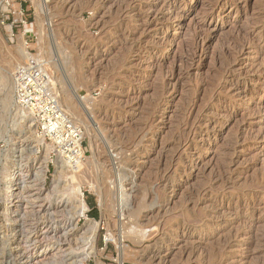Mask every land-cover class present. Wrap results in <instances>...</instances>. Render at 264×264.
I'll list each match as a JSON object with an SVG mask.
<instances>
[{
  "label": "rangeland",
  "instance_id": "374dc122",
  "mask_svg": "<svg viewBox=\"0 0 264 264\" xmlns=\"http://www.w3.org/2000/svg\"><path fill=\"white\" fill-rule=\"evenodd\" d=\"M47 8L39 43L33 0H0V264H77L90 248L83 264H264V0H47ZM22 34L32 55L44 48L52 83L70 96L84 160L72 182L70 165L55 163L21 124L13 227L1 175L20 124L4 98L23 63L14 51ZM71 185L83 212L67 197Z\"/></svg>",
  "mask_w": 264,
  "mask_h": 264
},
{
  "label": "built area",
  "instance_id": "2783aa9c",
  "mask_svg": "<svg viewBox=\"0 0 264 264\" xmlns=\"http://www.w3.org/2000/svg\"><path fill=\"white\" fill-rule=\"evenodd\" d=\"M12 27L13 24L8 27L6 33L10 42L14 40ZM28 53L31 54L29 51ZM8 77L5 107L12 120L20 126L18 129L15 127L12 132L14 137L9 140L10 153L14 156L6 166L11 169L8 170L7 181L2 184L1 190L4 188L7 191V199L13 201L14 192L18 189L21 191L23 184L24 169L20 159L16 157L17 146L14 142L15 136L22 134L21 128L25 130L21 124H27V127L34 131L37 140L49 146L55 155V163L62 160L67 166L75 165L76 161L80 160V150L83 156V149L81 129L72 123V119L63 109L45 64L33 60L24 62L16 66ZM19 216H7L13 227L17 225Z\"/></svg>",
  "mask_w": 264,
  "mask_h": 264
},
{
  "label": "bare ground",
  "instance_id": "6f19581e",
  "mask_svg": "<svg viewBox=\"0 0 264 264\" xmlns=\"http://www.w3.org/2000/svg\"><path fill=\"white\" fill-rule=\"evenodd\" d=\"M34 2V5H35V9H36V12H37V15H36V24L37 26L39 27V43L41 42H44V37H45V34L46 32L45 31H48V28H46L45 26H47V22H49L50 20V14H49V8H47V0H33ZM114 3V2H113ZM112 3V4H113ZM109 5V4H108ZM98 6V5H97ZM70 7V6H69ZM112 7V5H111ZM105 8V7H103ZM109 8V7H108ZM101 9V8H100ZM107 9V8H106ZM105 9V10H106ZM104 10V11H105ZM96 12V11H95ZM109 12V11H108ZM105 14V13H104ZM45 24V26L43 25ZM49 25V24H48ZM43 50L44 48L42 46H38V54L37 55H31L28 53L27 51V48H26V44L24 42V39H23V34L18 38V41H17V46L16 48L14 49L15 53L17 55H19L21 57V59L23 60V63L24 62H27V61H30V60H33V61H37V62H42V61H46V60H43L42 58V53H43ZM73 55V54H72ZM81 58V56H80ZM80 61V60H79ZM49 63V61H47ZM44 64V63H43ZM73 64V63H72ZM67 65V64H66ZM65 65V66H66ZM79 66V65H78ZM78 66L76 68H78ZM80 70V69H79ZM78 71V70H77ZM6 78V77H5ZM7 79V78H6ZM5 80V79H4ZM52 82V81H51ZM54 82L57 83V89L55 88L57 94L59 95V99H60V103L63 107V109L65 110V112L69 115V117L71 116L70 113H68L70 110H72V106L73 104L71 103L70 101V96L68 95V92L66 90H63L62 89V86H59L61 83L58 81V79L54 78ZM7 83V82H6ZM8 83H9V80H8ZM66 107V109H65ZM72 114V113H71ZM71 118V117H70ZM74 120V119H73ZM72 121V120H71ZM75 122V121H74ZM72 121V123L75 125ZM80 139H81V136H80ZM79 139V140H80ZM79 156H80V160L76 161V164L75 165H70L68 168H70L69 170V179L73 182L74 179L76 178V171H79L81 166H83L82 164V161L84 160V155L81 156V150L79 152ZM61 166V165H60ZM11 169V167H6L4 168L3 172H2V175H1V186L3 183H6L7 181V174H8V170ZM40 169V168H39ZM38 170V169H37ZM60 170V169H58ZM46 172H47V167L44 166L42 167L41 169V179H42V182L43 180L45 179V175H46ZM62 172H59L56 174V180L54 181V185H53V192L56 191L58 188H59V182L62 178V175L61 174ZM36 177V176H35ZM134 178V177H133ZM116 179V178H115ZM117 180H118V183L120 186L116 187L117 188V192L118 194H116L115 196V200L117 203L116 207H119L121 212H123V210L130 205L128 204V193L126 191H123L122 189V181H123V174L121 173V170L118 172V175H117ZM45 181V180H44ZM102 181V180H101ZM98 182V181H97ZM99 183V182H98ZM101 183V182H100ZM116 183V184H118ZM95 188L94 186H92V189ZM96 189V188H95ZM2 194H1V202H2V205H3V208L4 210H6V212L11 215H16L18 217V213H17V209L19 207V199H20V191L18 189V191H15L14 192V196H13V201H9L7 199V191L3 188L2 190ZM97 191V195L99 198H102L103 194H102V191H100L99 189L96 190ZM130 191V190H129ZM63 197V196H62ZM67 197L68 199H73V200H76L77 202V206L79 208V211H85L86 210V205L82 199V194H81V191H80V187H75L73 185H71V187L68 189V193H67ZM74 202V201H73ZM138 204V203H137ZM135 205V204H134ZM150 205V204H149ZM139 206V205H137ZM136 206V207H137ZM135 207V206H134ZM129 209V207H128ZM135 209V208H134ZM129 211V210H128ZM79 213V212H78ZM136 216V210H130V212H128V216ZM126 216V215H125ZM137 217V216H136ZM128 218V217H127ZM98 224H94V230H98ZM91 245V244H90ZM15 248V247H14ZM62 249V248H61ZM42 250V249H41ZM17 251V250H16ZM54 251V250H53ZM18 252V251H17ZM22 253V252H21ZM56 253V252H55ZM67 253V252H66ZM19 254V253H18ZM30 254V253H29ZM95 254V250L94 248H90V250H87L81 254H79V256L77 257V264H81L83 261H85L86 259L90 258L91 256H94ZM55 255V254H54ZM57 255V254H56ZM60 256V255H59ZM30 258V257H29ZM52 258V256H51ZM55 258V257H54ZM57 258V257H56ZM27 259V258H26ZM56 260V259H55ZM18 261V260H17ZM83 264V263H82Z\"/></svg>",
  "mask_w": 264,
  "mask_h": 264
},
{
  "label": "trees",
  "instance_id": "16d2710c",
  "mask_svg": "<svg viewBox=\"0 0 264 264\" xmlns=\"http://www.w3.org/2000/svg\"><path fill=\"white\" fill-rule=\"evenodd\" d=\"M92 216H94V213L92 214Z\"/></svg>",
  "mask_w": 264,
  "mask_h": 264
}]
</instances>
